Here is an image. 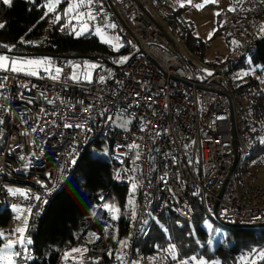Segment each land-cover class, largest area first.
<instances>
[{"label": "built area", "instance_id": "1", "mask_svg": "<svg viewBox=\"0 0 264 264\" xmlns=\"http://www.w3.org/2000/svg\"><path fill=\"white\" fill-rule=\"evenodd\" d=\"M172 1L94 0L95 21L88 32L102 40L95 28L114 24L104 29L106 35L124 42L130 53L123 62L92 58L89 63L97 67L91 82L70 79L68 62L83 63L64 59L54 64L62 69L59 80L47 73L35 78L0 72V129L5 130L0 184L13 190L4 197L12 228L21 226L17 215L29 213L16 209L32 210L35 197L56 193L99 139L110 147L113 186L137 185L122 264L137 259L149 264L136 253L137 243L164 212L191 222L196 192L207 219L224 227L264 228V182L239 180L234 173L237 161L252 154V131L233 77L255 49L264 18L243 21L231 61L212 66L196 58L163 18ZM133 144L139 147L130 149ZM96 238L86 231L71 248ZM31 258H16L17 264H29ZM55 264H64L63 255Z\"/></svg>", "mask_w": 264, "mask_h": 264}, {"label": "trees", "instance_id": "2", "mask_svg": "<svg viewBox=\"0 0 264 264\" xmlns=\"http://www.w3.org/2000/svg\"><path fill=\"white\" fill-rule=\"evenodd\" d=\"M45 2L46 0H35L34 3H29L27 0H13L9 7L0 0V23L5 25L0 29V53H6L11 57L43 54L51 58L53 64L62 59L81 63L90 62L95 57L113 61L130 53L126 46L116 50L90 32L77 38L68 29L61 31L60 24L64 22L61 20L60 24H51L52 13L41 19L46 11L43 7ZM229 2L236 10L220 12L216 19L215 37H222L228 47H232L235 51L236 44L233 41H237L241 32L240 24L249 18H264V6L257 0H243L240 4L237 0H229ZM63 5L64 3H61L58 10H61ZM182 10L173 0L169 10L162 16L188 50L209 65L228 64L231 57L227 59L230 61L224 64L204 61L207 44L193 37L192 26L182 18ZM22 37L32 43H22ZM5 46L11 47L12 50L9 51ZM246 57L253 65H259L258 74L264 75V34L259 32L255 49L249 50ZM243 62L242 60L239 65ZM248 86L255 89L256 81L238 85L235 89L236 94H242L244 89H249ZM248 92L251 94L250 90ZM252 93L254 95H250L249 99L244 101L249 110L247 122L252 131V154L235 164L234 173L239 180L254 177L253 168L260 166L264 168V143H261L264 139V91L259 88L254 92L252 90ZM4 138L5 130L0 129V149ZM93 145L106 146L107 156L94 154L90 147L83 154L74 174L62 187L51 196L40 197L28 213L25 237L32 241L27 245L32 252L29 264H55L62 255L64 264H113L116 250L121 246L119 241L127 240L131 215L128 217L122 211L116 220L110 218L107 213L99 216L102 211L98 215H89L90 208L94 204H101L113 194L126 202V186H113L111 181L114 162L110 158L108 142L99 139ZM7 192L9 188L0 184V206L4 205L3 211L0 212V228L3 229L10 226L11 212L4 203ZM192 205L195 218L191 222L184 221L170 212H164L149 236L137 243L136 253L148 260L151 257L156 258V264H178L179 260H188L193 256H204L209 260L218 259L220 264H247L240 263L238 256L253 248L264 247V228L238 226L225 227L226 240L220 243V246L214 247L213 236L204 226L205 215L197 192L193 196ZM86 231L95 232L96 240L81 248L87 249L82 255L72 253V245L80 234ZM2 244L3 241L0 239V247ZM170 245L176 248L177 260L171 259L170 254L165 251ZM65 253H72L73 257H68L66 260ZM257 264H264V261H257Z\"/></svg>", "mask_w": 264, "mask_h": 264}, {"label": "snow or ice", "instance_id": "3", "mask_svg": "<svg viewBox=\"0 0 264 264\" xmlns=\"http://www.w3.org/2000/svg\"><path fill=\"white\" fill-rule=\"evenodd\" d=\"M3 4L7 6H11L13 3V0H2ZM29 3H34L35 0H27ZM94 0H68V6L64 9L63 13L57 11L58 6L62 3V0H46L43 7L46 9L44 12V16L41 17V19H44L45 17H48L49 14L54 13L53 18L51 19V24L56 25L60 24L61 20H64L65 23L60 24L61 31L65 29L71 30V34H74L77 38L84 33L88 32L90 30V24L95 21V15L90 10V6L93 4ZM188 4L192 3V0H186ZM208 2H215V0H205V3ZM261 2H264V0H261ZM237 3H243V0H237ZM183 7L184 5L181 4ZM197 9H200L204 7V4H195L193 5ZM88 8V11H81V9ZM229 11H235L236 9L234 7H229ZM221 13L217 12L214 13V15L219 16ZM75 21V23H73ZM5 25L0 23V29L4 28ZM114 28L115 25H104V27H96L95 33L99 35L102 39V42L109 43L114 48L119 47L118 38L114 37H108L104 31L105 28ZM31 31V29H29ZM260 34H264V25L260 26ZM212 33L209 34V38H211ZM116 41V43H113V41ZM22 43H32L31 41H26L24 38H21ZM234 44L238 45L237 41H233ZM8 47V46H5ZM8 50L11 51V47H8ZM127 58H122L121 62L126 60ZM69 66L72 68V72L70 75V79L73 81H80L85 80L88 82H91L92 76L91 72L94 68L97 66L95 64H91L87 61L81 64H73L72 62H68ZM0 71H10L13 73H24L26 75L36 76L39 72H44L49 75V77L53 80H59L60 75L62 72V69L56 65H54L51 61V58H43V59H25V58H10L7 55H0ZM211 75V73H209ZM4 79H7V77H4ZM101 81L104 79L103 77L100 78ZM4 84L0 82V88H3ZM2 106V105H0ZM91 107V106H89ZM87 110V109H86ZM3 121H0L2 123ZM65 127H72L70 124H66ZM76 127H83V125H76ZM36 129H33L35 131ZM261 143H264V139L261 140ZM138 145H129V148H137ZM136 159H139V153H137ZM73 164L76 163V160L73 159ZM137 185L135 183L132 184L131 192L134 194L136 190ZM10 192H12V189H9ZM35 199L39 200L40 197L37 196ZM133 203V200L129 199V205ZM17 212H31V208L23 210V209H16ZM115 211V209H114ZM135 217V213L133 212V218ZM116 218L115 216L113 217ZM17 220H20L22 223V226H18L16 229L13 230V235L16 236L15 239H9L7 243L3 244L2 247H0V264H17L16 258L21 259H30L31 256L28 253L27 245L31 244L32 241L30 239H27L25 237V232L28 228V218L27 216H24L23 218L20 215L16 216ZM94 235V234H93ZM4 233L0 232V237H3ZM115 238V237H114ZM119 243L123 247H127V241H119ZM19 246V250H13L16 246ZM87 249H81V248H73L71 250L72 253H80L81 255L83 252H86ZM119 251V250H118ZM171 259L177 260V253L176 248L174 245H170L168 249H166ZM111 254V253H110ZM70 253H65V259L67 260ZM251 259L248 257H242V260H245L247 264H257V261H264V249H256L253 248L251 250ZM116 259L121 261V264L123 262V255L117 254ZM189 260L196 261L195 257L188 258V260H179L178 264H189ZM199 264H206L203 260L199 261ZM212 264H219L218 261L212 262Z\"/></svg>", "mask_w": 264, "mask_h": 264}, {"label": "rangeland", "instance_id": "4", "mask_svg": "<svg viewBox=\"0 0 264 264\" xmlns=\"http://www.w3.org/2000/svg\"><path fill=\"white\" fill-rule=\"evenodd\" d=\"M174 2L176 3L178 7H181L183 9L181 12V16L185 21L191 24L192 26L191 33L193 37L207 44V48L204 53V61L215 62L216 64H224L228 61L227 59H229L230 57L231 58L233 57L234 51L232 50V47L229 48L222 37H219V36L215 37L217 15H214V13L228 12L229 7L231 6L229 0H215L214 3L213 2L205 3V0H192L191 4H188L186 0H174ZM62 3H64V5L63 7H61V10H58L57 8V11L60 12L61 14L63 13L64 9L68 6V0H62ZM181 4H183L184 6L182 7ZM195 4H204V7L197 9L196 7L193 6ZM81 11H88V10L84 8V9H81ZM52 14L54 16V13ZM62 21L65 23L64 20ZM73 23H75V21H73ZM68 30H70V28ZM210 33H212L211 38H209ZM114 38H117V37H114ZM113 43H116V41L114 40ZM118 43L120 46L116 47L115 48L116 50H120L121 48L125 47V43L122 42L121 40H118ZM0 55H7L10 58H25V59L49 58L46 56L11 57L10 55L6 53H0ZM128 57L129 55H126V58ZM122 58L124 57H120L119 60H121ZM243 61L244 62L241 65H239V67L236 70L233 71V77L237 83V86L245 82L252 83L256 81V86L254 87L255 89H252L250 85L248 86L249 89L246 88L243 90L241 95H242L243 101H245V100H248L251 95L248 92L249 90L251 91V93H252V90L254 92L256 90H259V88H261L264 91V75L258 74V71L260 70V66L253 65L250 62V59L248 57H245ZM115 63H116V66H118L120 64V61H117ZM0 72H6V71H0ZM7 72H10V71H7ZM42 73L44 72L41 71L38 73V75L33 76V77L36 78ZM91 149L94 154H103V156L105 155L107 156L108 154V150L106 146L92 145ZM252 172L255 175L254 177H257L258 181L264 180V168L262 166L253 168ZM131 188H132V184H128V187L125 191L126 192L125 193L126 202L122 201L119 196H116L115 194H113L111 195L110 199L104 200L101 204L99 205L94 204L90 208L89 215L90 216H94L96 214L98 215V213L102 211L101 214H99V216L103 215L104 213H107L110 218H112L113 220H116L119 218L120 214L123 211V213H125L126 216L129 217L130 216L129 199L133 195V193L131 192ZM9 189H12V188H9ZM3 209H4V205L0 206V212H2ZM24 216H27L29 220V214H23L22 218ZM114 216L116 217L115 219L113 218ZM21 226H22V223H21ZM204 226L208 229L209 232H211L213 236L212 245L214 247L220 246V243L226 240L227 229L221 224L213 222L210 219H207L205 217ZM11 229H14V228H12L11 226H9L7 229L0 228V232L4 233V236L0 237V239L3 241V244L7 243L9 239H15L13 237L14 235L12 234L13 231H11ZM122 249H123V246L121 245L120 248L116 250V255L121 254ZM260 249H264V247ZM13 250H15V248ZM250 253L251 251H247V252L240 254L238 256V261L240 263H247L245 260H242L241 258L248 257L249 259H251ZM195 258H196V261L190 260L189 264H199L200 260H203L204 262H206V264H212V262H215V261L219 262L218 259L209 260L205 258L204 256H197ZM145 260L149 264H156L155 263L156 258L154 259L153 257H151L149 258V260L147 258ZM135 264H138V259L135 261Z\"/></svg>", "mask_w": 264, "mask_h": 264}, {"label": "bare ground", "instance_id": "5", "mask_svg": "<svg viewBox=\"0 0 264 264\" xmlns=\"http://www.w3.org/2000/svg\"><path fill=\"white\" fill-rule=\"evenodd\" d=\"M188 56H189L190 60L193 61L195 64L199 63L198 60L196 58H194L192 55L188 54Z\"/></svg>", "mask_w": 264, "mask_h": 264}, {"label": "water", "instance_id": "6", "mask_svg": "<svg viewBox=\"0 0 264 264\" xmlns=\"http://www.w3.org/2000/svg\"><path fill=\"white\" fill-rule=\"evenodd\" d=\"M39 55H40V56H43V54H39ZM235 161H236V156H235V160H234L233 165H232V169H233V167H234ZM226 228H229V227L227 226ZM246 228H248V227H246Z\"/></svg>", "mask_w": 264, "mask_h": 264}, {"label": "crops", "instance_id": "7", "mask_svg": "<svg viewBox=\"0 0 264 264\" xmlns=\"http://www.w3.org/2000/svg\"><path fill=\"white\" fill-rule=\"evenodd\" d=\"M69 257H71V258L73 257V256H72V253H70Z\"/></svg>", "mask_w": 264, "mask_h": 264}]
</instances>
